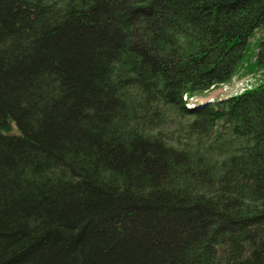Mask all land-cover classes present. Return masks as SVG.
I'll use <instances>...</instances> for the list:
<instances>
[{
  "label": "trees",
  "instance_id": "16d2710c",
  "mask_svg": "<svg viewBox=\"0 0 264 264\" xmlns=\"http://www.w3.org/2000/svg\"><path fill=\"white\" fill-rule=\"evenodd\" d=\"M0 264H264V0H0Z\"/></svg>",
  "mask_w": 264,
  "mask_h": 264
},
{
  "label": "built area",
  "instance_id": "2783aa9c",
  "mask_svg": "<svg viewBox=\"0 0 264 264\" xmlns=\"http://www.w3.org/2000/svg\"><path fill=\"white\" fill-rule=\"evenodd\" d=\"M249 81H250L249 78H241L234 80L232 83L220 84L218 87H220L221 91L220 94L217 95V97L230 96L232 94L239 93L240 91L243 90L245 86L248 85ZM235 83L237 85L236 88H234ZM213 87H217V86L212 85L209 90H212L211 88ZM209 99L212 100L214 98L210 97ZM183 100L185 101L187 106H191L196 104V102L197 103L200 102L201 98L199 96L183 95Z\"/></svg>",
  "mask_w": 264,
  "mask_h": 264
},
{
  "label": "rangeland",
  "instance_id": "374dc122",
  "mask_svg": "<svg viewBox=\"0 0 264 264\" xmlns=\"http://www.w3.org/2000/svg\"><path fill=\"white\" fill-rule=\"evenodd\" d=\"M246 82V81H245ZM236 83L234 84V88H236ZM212 90L210 91V94L208 95V96H210V97H212V98H216L217 97V95L218 94H220V91H221V89H220V87H213V88H211ZM203 97V98H202ZM205 97H207V96H201L200 98L203 100V101H205ZM209 97V98H210ZM228 97V96H227ZM208 99V98H207ZM216 99H219L218 97L216 98ZM196 104H197V102H196ZM198 104H201V103H198ZM197 104V105H198ZM195 105V104H194ZM194 105H191L190 107H192V106H194Z\"/></svg>",
  "mask_w": 264,
  "mask_h": 264
},
{
  "label": "water",
  "instance_id": "95a60500",
  "mask_svg": "<svg viewBox=\"0 0 264 264\" xmlns=\"http://www.w3.org/2000/svg\"><path fill=\"white\" fill-rule=\"evenodd\" d=\"M207 102H209V101L205 100V101H203L201 104H198V103H197V104H198V105H204V104H206ZM198 105H197V106H198ZM194 107H196V106H192V107H190V108H194Z\"/></svg>",
  "mask_w": 264,
  "mask_h": 264
},
{
  "label": "crops",
  "instance_id": "0c3cea01",
  "mask_svg": "<svg viewBox=\"0 0 264 264\" xmlns=\"http://www.w3.org/2000/svg\"><path fill=\"white\" fill-rule=\"evenodd\" d=\"M208 94V93H207Z\"/></svg>",
  "mask_w": 264,
  "mask_h": 264
}]
</instances>
